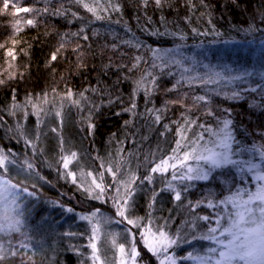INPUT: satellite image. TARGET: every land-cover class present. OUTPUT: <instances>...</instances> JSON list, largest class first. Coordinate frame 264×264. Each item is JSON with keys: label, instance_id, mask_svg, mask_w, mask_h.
I'll return each mask as SVG.
<instances>
[{"label": "trees", "instance_id": "trees-1", "mask_svg": "<svg viewBox=\"0 0 264 264\" xmlns=\"http://www.w3.org/2000/svg\"><path fill=\"white\" fill-rule=\"evenodd\" d=\"M13 2L18 7H47L50 13L60 9L65 14L36 16V27H24L14 35L15 21L32 18L34 14L12 16L10 9L5 12L0 3V44L12 48L13 40L18 41L15 60L6 56L5 48H0V79L5 80L0 84V148L11 153L6 163L0 164V177L19 191H26L19 200L23 228L5 234L8 242L0 256V264H89L92 229L84 226V230L76 234L75 226L84 225L78 213L85 214L97 208L107 214V219L98 217L99 225L105 221L126 231L122 227L126 224L117 223L120 218L115 216L110 199L106 203L90 199L70 178H61L63 169L59 160L62 152L77 153L70 168L76 171L78 181L83 184L88 178L84 173L92 171L95 175L109 166L120 169L117 175L121 180H127L133 173L142 178L148 174L153 162L171 152L177 138L176 129L188 118L212 128L217 127L218 121L231 119L236 139L248 148L259 147L264 153V81L257 86L238 87L229 92L221 87L207 89L202 83L192 86L182 83L174 91L165 92L176 83L175 72L171 67L153 68L151 51L164 53L180 46V52L189 53L190 48L198 45L216 49L212 44L223 45V49L216 50H230L227 45H231L237 50L227 58L229 71L241 68L243 72L264 73V0H164L162 7L151 3L147 8L140 0H116L121 11L106 13L103 20H95L73 0ZM81 28L83 35L89 37L87 40L71 35ZM61 36L65 39V48L49 65ZM123 41H139L141 47H128ZM77 43L84 53L83 67L78 66L81 61L72 51ZM113 44L118 46L115 51ZM137 55L143 57L144 62L129 71L132 59ZM169 71L172 75L167 74ZM145 72L156 76L159 86L147 103L143 88L132 96L135 82ZM66 89L77 94L78 105L62 99ZM13 90L16 103L21 105L14 115L11 114ZM233 92H240V98H227ZM42 93L48 94V103L37 116L30 106L25 107V101L29 94ZM80 93L83 96L78 95ZM201 95L208 97L207 105L194 102V98ZM133 99L137 105L135 114L123 111ZM166 101H182L183 106L169 103L164 107ZM151 109H163L160 123H155ZM209 110L213 115H207ZM89 116L95 124L91 135ZM125 121L130 123L125 124ZM164 125H168V130ZM199 131L202 130L194 126L189 135ZM26 139L37 145L35 151L25 143ZM192 164L195 166V162ZM260 164L264 167V161ZM169 180L170 174H157L152 183L137 184L130 201L132 218L144 217L145 223L150 218L154 227L165 225L169 233L174 234L180 229L187 234L195 215L214 217L215 212L201 206L193 213L186 205L206 200L201 198V192L208 188L215 192L212 199L226 195L218 182L196 180L181 184L172 181L177 190L185 184L191 185L181 201H175L174 194L164 190ZM246 180L243 187L252 190L251 177L247 176ZM104 181L116 183L106 172ZM28 193H35V196ZM107 195L115 196V189L109 188ZM67 208L73 211L68 212ZM185 221L189 222L187 227ZM59 222H68V227L59 234L74 233L76 236L71 245L61 241L56 251H50L52 229ZM210 223L214 225V220ZM195 224L197 235L209 227L204 221H195ZM30 226L39 238L27 232Z\"/></svg>", "mask_w": 264, "mask_h": 264}, {"label": "snow or ice", "instance_id": "snow-or-ice-1", "mask_svg": "<svg viewBox=\"0 0 264 264\" xmlns=\"http://www.w3.org/2000/svg\"><path fill=\"white\" fill-rule=\"evenodd\" d=\"M78 7H82L86 12L91 14V17L95 20H103L106 18L104 14L109 12H120L119 3L116 0H73ZM143 7L147 8L149 4L154 3L157 7H162L164 0H140ZM14 9L13 15L19 16L20 13L34 14L32 18H20L15 21L14 35H18L24 30V27H36V16H42L47 14L64 15L60 9H56L50 13L49 8H35V7H17L13 0H3V10L7 11L9 7ZM75 16L76 13H73ZM195 33L196 30L193 29ZM84 29L81 28L79 32L72 33V36L81 37L83 40H87L89 37L83 35ZM160 34V33H152ZM205 34V33H196ZM184 39L183 36L180 37ZM18 41L13 40L12 48H5L4 44H0V48H5V54L11 57L12 60L16 59V47ZM124 45L128 47L140 48L139 41H123ZM117 45L113 44V51L117 49ZM177 49L169 50L168 52L160 53L155 49H152L154 59L152 62L153 68H170L176 66L182 69L180 72V79L172 85L171 88L165 89V92H172L182 83H187L192 86L196 81L202 84L215 83L216 79H222L221 73L205 72L204 75L193 74L196 69V61L188 56H184ZM65 48V39L61 36L59 46L51 54L48 61L50 65L52 62L58 59V54ZM73 53L77 55L81 61L80 67H83L84 53L81 51V46L77 43L72 49ZM179 56V59L176 57ZM168 57V59H165ZM157 61H160L158 64ZM144 62L143 57L137 55L133 57L131 67L129 71L139 67L140 63ZM188 63L190 67H184V64ZM123 67V65H120ZM208 67V66H204ZM163 74V72L161 73ZM168 75H172L169 71ZM245 75H249L245 73ZM213 76L216 79H213ZM241 77H235L234 79H240ZM157 77L150 72L145 74L135 82L132 96L135 97L136 92L142 88L145 92L146 103L150 101V97L158 89L156 83ZM5 80L0 79V84H4ZM95 91V89H92ZM255 89H253L254 91ZM55 92V90H53ZM71 89H66L62 99L69 100L74 104H79V101L75 99V96ZM83 96V93L78 94ZM241 93L233 92L231 99H239ZM13 110L11 114H15L21 105L16 103V92L13 90ZM112 103L113 101H109ZM195 103H203L207 105L209 103L206 95L197 96L194 98ZM48 103V94L42 93L39 95L29 94L25 101V107H31L33 114L39 116L43 111V105ZM169 103H181L182 101H166L164 107H167ZM137 107L135 100L133 99L128 108L123 111L133 112ZM155 116V123H160V113L163 109H151L149 110ZM191 111V109H188ZM120 113H117L119 115ZM135 114V113H134ZM60 116V112L56 113ZM207 115H213L209 110ZM2 119V117H0ZM88 131L89 134H93L95 131V124L91 122L92 117L88 118ZM130 123L125 121V124ZM196 126L202 131L196 132L192 135L193 127ZM165 130H168V125H164ZM55 131V129H53ZM163 135V133H161ZM176 141L175 146L167 156H162L158 161L153 162L148 169V174L142 178L137 177L134 173L129 176L127 180H121L117 175L120 172L119 168L113 169L109 166L103 172H97L94 175L92 171H88L83 175L91 178L90 183L85 185L78 181L76 171L70 168L77 159L76 152H62L59 160V165L63 169L60 173L61 178H70L71 182L77 184V187L88 194L90 199L99 200L106 203L109 199L112 201V207L115 211V216L120 219L117 223H124L128 227L127 239L124 243L117 244L115 238L112 240L113 246H115L120 253V259L118 264H141L139 258L141 257L142 245L150 256L154 257L158 264H178L180 260L199 259L201 264H264V168L261 164L253 162V156L255 150L246 147L242 141L237 140L233 134V124L231 119H224L218 121L217 127L212 128L209 125L200 123L197 121L185 118L184 123L180 124L176 129ZM207 137V138H206ZM25 143L33 148L35 151L37 145L30 139H26ZM11 155L0 148V164H4L7 161V157ZM248 156V158H244ZM262 161H264V153H261ZM192 162H195L193 166ZM31 166V164H30ZM103 168V165H101ZM105 172L113 177L116 181L115 184H106L104 181ZM170 174L171 180L165 185V191H171L173 199L175 201H181L182 195L187 192L190 184H185L182 188L177 190L176 185L172 181H178L183 184L184 181H205L220 183L221 187L227 186L228 194L222 198L198 200L195 203L189 202L186 207L190 208L193 213L201 206L215 212V216L209 215H195V220L192 222V228L189 229L187 234H184L182 230L178 229L176 233L172 234L165 230V225L158 227L153 226V221L148 218V222L145 223L144 217L132 218L129 213L130 201L132 200L138 183L148 182L152 183L154 177L157 174ZM251 175L252 180L255 182V191H251L248 188L243 187L247 183L246 177ZM44 178L41 177V180ZM109 188H114L116 191L115 196H108L107 192ZM35 196V193H28ZM155 196V192H154ZM212 193L209 192V197ZM66 211L72 212V208H67ZM100 209H95L89 216H81L82 220H89L91 223L93 218L97 216ZM214 220V225L210 223ZM195 221H204L209 223L207 230L199 235L196 234ZM189 224L185 221V227ZM99 229L96 224L92 225V236L90 238L89 247L92 249L91 259L93 264H100V256L98 255L97 245L95 240L97 239V233ZM191 236V239H189ZM192 241H206L210 243V247L207 248L206 255L203 257H194L191 252L186 256H176L173 254V250L179 247L181 243L191 244Z\"/></svg>", "mask_w": 264, "mask_h": 264}, {"label": "rangeland", "instance_id": "rangeland-1", "mask_svg": "<svg viewBox=\"0 0 264 264\" xmlns=\"http://www.w3.org/2000/svg\"><path fill=\"white\" fill-rule=\"evenodd\" d=\"M0 3H3V0H0ZM18 7V5L16 4ZM10 14L13 15L14 9L9 7ZM8 12V11H5ZM27 15V13H20V15ZM14 19V18H13ZM15 26V25H14ZM14 32V27H13ZM206 45H198L190 48V52H180L184 56H188L193 58L196 63V69L195 73L193 74H199L204 75L205 72H211L221 73L222 79H216L215 76H213V79H216L215 83L207 84V89H215L216 87L224 88L226 91L234 90V88L242 87L243 89L246 86H257L258 83H262L264 81V73H252V72H243L241 68H237V72H231L228 70L230 64L227 61V58L229 55H232L236 50L237 47H233L231 45H227V47H230V50H216V49H223L222 44H212V47L216 49H205ZM176 49V48H175ZM189 51V50H187ZM188 53V54H187ZM165 59H168V57H165ZM176 59H179V56L176 57ZM201 61V64H198V62ZM191 65L188 63L184 64V67H190ZM208 66V67H204ZM175 72L176 79H180V72L182 69L177 68L176 66H171ZM245 73H248L249 75H245ZM238 74H240L238 77H241L240 79H234ZM200 83L199 81H196L194 84ZM259 148V147H258ZM255 150V154L252 157L253 162L260 164L262 161L261 153H263L260 148ZM248 158V156H247ZM2 165V164H1ZM264 168V167H262ZM251 177V175H249ZM91 178H86L84 181V184L87 185L90 183ZM251 182L253 184L252 190L255 191V182L252 180ZM223 192L228 194L227 186H224L222 188ZM209 192L212 193V196L209 197ZM26 191H19L18 188L14 187L12 183L7 181L4 178L0 177V256L3 254V252L6 250V242H8V239L5 234H10L11 231L16 229H22L24 224V218H23V210L20 213L19 211V200L22 197L23 194H25ZM215 196V192L212 188H208L206 191L201 192V198L206 199H212ZM93 211H90L85 214L78 213V217L81 221L84 222L83 224L76 225V234L79 231L84 230V226L89 227L92 229V225L96 224L99 231L96 234L97 239L95 240V243L97 245L98 255L100 256V264H118L120 259V253L118 252L117 248L113 246L112 240L115 238L117 244L120 243V241L127 239V232L123 231L119 228H116L113 224L109 222L102 221L100 225L98 224V217H103L104 219H107V214L103 212H99L96 217L93 218L92 222L90 223L89 220H82L81 216H89ZM68 227V222H59L57 223L53 229L51 234V239L53 240L52 243L49 246L50 251H56L60 247L61 241L71 245L72 240L75 238L74 233L70 234H59L62 229H66ZM122 227H125L124 230H126L127 225H122ZM5 231V232H3ZM27 232L31 233L32 237L39 238V235L36 234V232L32 229L30 226V230ZM205 232V231H204ZM3 233V234H2ZM124 241V242H125ZM45 242V236L42 238V244ZM123 242V243H124ZM190 247V244L186 247L184 243H181L179 247H176L173 250V254L180 257V256H186L189 252L193 254L194 257H203L206 255L207 248L210 247V243L206 241H198L197 243L193 244ZM141 249V257L139 260L141 261V264H158L156 259L152 256H150L145 250H143L142 245L140 246ZM91 254H92V249ZM90 258V256H88ZM89 264H93L92 259L90 260ZM178 264H201V261L199 259H189V260H180L178 261Z\"/></svg>", "mask_w": 264, "mask_h": 264}]
</instances>
